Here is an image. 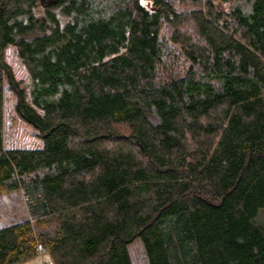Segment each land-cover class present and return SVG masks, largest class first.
I'll return each instance as SVG.
<instances>
[{"label": "trees", "instance_id": "trees-1", "mask_svg": "<svg viewBox=\"0 0 264 264\" xmlns=\"http://www.w3.org/2000/svg\"><path fill=\"white\" fill-rule=\"evenodd\" d=\"M15 191L0 264H264V0H0Z\"/></svg>", "mask_w": 264, "mask_h": 264}, {"label": "rangeland", "instance_id": "rangeland-1", "mask_svg": "<svg viewBox=\"0 0 264 264\" xmlns=\"http://www.w3.org/2000/svg\"><path fill=\"white\" fill-rule=\"evenodd\" d=\"M50 1V0H45ZM144 4H147L146 2ZM218 7L223 12H229L233 7L232 3L217 2ZM38 17L42 18L43 13L38 12ZM173 58V57H171ZM171 65L176 67L179 72L183 71L188 65L187 61L182 58H177L174 61L170 59ZM168 62V63H169ZM169 65V64H168ZM164 78H168L167 75ZM18 128V126H17ZM12 129V128H11ZM11 133V132H10ZM27 205L21 191L11 192L0 196V228L8 226L17 222H21L28 218ZM129 253L131 255L132 264H148L147 255L145 253L142 240L138 239L129 246ZM22 264H54L50 257L45 253L40 254L37 258L30 262Z\"/></svg>", "mask_w": 264, "mask_h": 264}]
</instances>
